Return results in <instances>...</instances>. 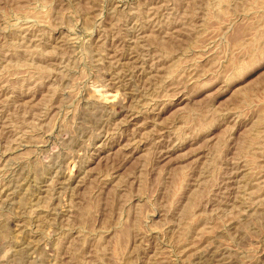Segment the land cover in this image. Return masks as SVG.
I'll list each match as a JSON object with an SVG mask.
<instances>
[{"label":"rangeland","instance_id":"rangeland-1","mask_svg":"<svg viewBox=\"0 0 264 264\" xmlns=\"http://www.w3.org/2000/svg\"><path fill=\"white\" fill-rule=\"evenodd\" d=\"M0 264H264V0H0Z\"/></svg>","mask_w":264,"mask_h":264}]
</instances>
